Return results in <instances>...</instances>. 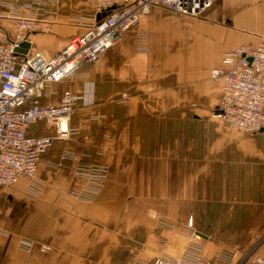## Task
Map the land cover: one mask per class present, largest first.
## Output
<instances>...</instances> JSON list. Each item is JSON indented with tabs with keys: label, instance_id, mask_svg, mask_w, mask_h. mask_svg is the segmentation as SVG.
<instances>
[{
	"label": "crops",
	"instance_id": "crops-1",
	"mask_svg": "<svg viewBox=\"0 0 264 264\" xmlns=\"http://www.w3.org/2000/svg\"><path fill=\"white\" fill-rule=\"evenodd\" d=\"M14 8L51 24L28 39L46 54L84 30L71 13L98 15L86 0H0L11 37ZM263 36L264 0H216L198 15L153 5L96 60L47 85L32 102L59 104L70 90L71 131L41 155L36 195L26 177L0 187V264H154L158 254H182L189 216L214 263L223 248L264 257V131L214 115L222 92L211 77L227 68L226 49ZM26 131L54 135L56 127L39 119ZM87 163L108 166L92 201L73 197L87 184L75 169ZM155 212L170 226L156 225Z\"/></svg>",
	"mask_w": 264,
	"mask_h": 264
},
{
	"label": "built area",
	"instance_id": "built-area-1",
	"mask_svg": "<svg viewBox=\"0 0 264 264\" xmlns=\"http://www.w3.org/2000/svg\"><path fill=\"white\" fill-rule=\"evenodd\" d=\"M57 4L58 0H47ZM92 3L98 15L86 20L81 13H71L70 22L82 25L84 30L74 34L68 42L53 54L40 49L18 51L21 41L38 31H51V24L24 15L17 8L12 10L16 34L11 37L0 24V187L11 185L19 179H29L28 191L36 195L40 186L34 181L37 164L44 151L56 137L67 136V125L75 95L70 90L63 92L59 104H41L32 99L42 94L44 88L54 81L64 79L79 69L85 61L96 60L101 53L118 40L121 32L136 24L142 14L153 5L198 15L216 0H86ZM34 8L43 10L42 5ZM56 11V9H54ZM105 11L104 15H100ZM99 16V17H98ZM138 48L147 49L145 34L138 36ZM226 69L212 68L211 77L220 80L222 97L214 115L223 118L231 127L246 131H264V36L254 47L237 44L226 49L222 55ZM123 97L128 93L124 91ZM39 119H45L56 127L54 135H30L27 127ZM66 154L63 155L65 157ZM75 173L86 179V186L74 198L92 201L104 184L108 166L104 163L80 164ZM156 225L170 224L158 213H153ZM187 241L179 257L158 254L154 264H216L206 258L202 251V236L193 228L192 216L186 223ZM24 249L33 242L24 239ZM47 246H42L44 251ZM218 264H264V257L254 250L240 256L223 248L218 253Z\"/></svg>",
	"mask_w": 264,
	"mask_h": 264
},
{
	"label": "water",
	"instance_id": "water-1",
	"mask_svg": "<svg viewBox=\"0 0 264 264\" xmlns=\"http://www.w3.org/2000/svg\"><path fill=\"white\" fill-rule=\"evenodd\" d=\"M105 14V11H103V12H101V14L100 15H104ZM99 17V16H98ZM29 41H21L20 43H19V46H18V51H21V52H25L26 51V49L29 47Z\"/></svg>",
	"mask_w": 264,
	"mask_h": 264
},
{
	"label": "rangeland",
	"instance_id": "rangeland-1",
	"mask_svg": "<svg viewBox=\"0 0 264 264\" xmlns=\"http://www.w3.org/2000/svg\"><path fill=\"white\" fill-rule=\"evenodd\" d=\"M248 250V249H247ZM245 250V251H243V252H241V254H240V256H242V255H244V254H246L247 252H249V251H251L252 249H250V250Z\"/></svg>",
	"mask_w": 264,
	"mask_h": 264
}]
</instances>
